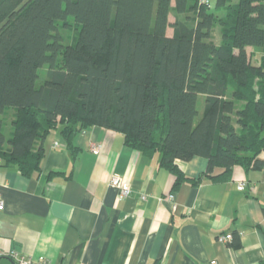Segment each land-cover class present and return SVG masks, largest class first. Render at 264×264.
<instances>
[{
	"label": "trees",
	"instance_id": "obj_1",
	"mask_svg": "<svg viewBox=\"0 0 264 264\" xmlns=\"http://www.w3.org/2000/svg\"><path fill=\"white\" fill-rule=\"evenodd\" d=\"M215 22L204 0H0V115L15 110L8 138L0 118V165L30 177L36 141L58 133L73 156L75 134L97 125L155 158L174 187L200 181L178 165L195 155L212 181L264 169V0H237L218 45Z\"/></svg>",
	"mask_w": 264,
	"mask_h": 264
},
{
	"label": "crops",
	"instance_id": "obj_2",
	"mask_svg": "<svg viewBox=\"0 0 264 264\" xmlns=\"http://www.w3.org/2000/svg\"><path fill=\"white\" fill-rule=\"evenodd\" d=\"M14 113L0 115L7 138ZM73 144L71 156L58 133L36 141L43 157L30 177L0 165V264H16L11 252L48 264H264V169L235 166L228 180L212 181L195 155L178 165L200 181L174 187V176L121 132L94 125ZM115 175L132 196L117 197ZM228 233L235 243L218 240Z\"/></svg>",
	"mask_w": 264,
	"mask_h": 264
},
{
	"label": "rangeland",
	"instance_id": "obj_3",
	"mask_svg": "<svg viewBox=\"0 0 264 264\" xmlns=\"http://www.w3.org/2000/svg\"><path fill=\"white\" fill-rule=\"evenodd\" d=\"M204 1H206L208 3V8L213 12V14L216 18V22H215V24L212 28V31H211V40L218 42L222 38V26H221L219 20H221L223 18H228L229 8L232 7L237 2V0H228L224 6L219 7V8H216L214 6L213 0H204ZM186 16H187V14H179V17L181 20H184L186 18ZM189 16H191L192 18H195V13L190 12ZM68 19L69 20H68L67 25H65V26L60 25L59 26V33L63 37L65 44H70L75 40L76 31H77L76 23H75L74 19L72 17H69ZM262 53H263V49H261V48L256 51V54L254 57V63L255 64H258L260 57L262 56ZM45 70H46V67H44L43 69H40L39 70L40 75H42ZM201 101H200V104L202 105ZM239 104L237 106H239ZM235 126H236V128H238V126L236 124H235Z\"/></svg>",
	"mask_w": 264,
	"mask_h": 264
},
{
	"label": "built area",
	"instance_id": "obj_4",
	"mask_svg": "<svg viewBox=\"0 0 264 264\" xmlns=\"http://www.w3.org/2000/svg\"><path fill=\"white\" fill-rule=\"evenodd\" d=\"M91 149L93 151H96L99 149V146L96 144H93L91 146ZM110 186L114 187L117 190V197L119 199H125V198L133 195L132 190L129 187H127L125 184H123L120 176H117V175L113 176L110 180ZM238 189L242 190V191L247 190V185H245V183L241 182L238 184ZM139 199L144 200L145 195L144 194L139 195ZM168 199L171 200L172 195H169ZM2 208H3V203H2V200L0 199V210H2ZM231 239H232V235L230 233L222 234V235L218 236V240L222 243L228 242ZM0 255H2L1 252H0ZM8 256L11 257L15 261L16 264H48L47 261H45V262H34V261H32L31 258L25 257L22 254H19L18 252H11ZM210 263L215 264L216 261L213 260Z\"/></svg>",
	"mask_w": 264,
	"mask_h": 264
}]
</instances>
